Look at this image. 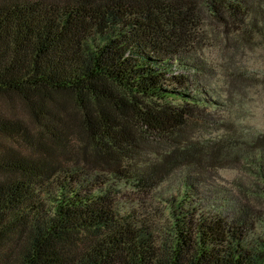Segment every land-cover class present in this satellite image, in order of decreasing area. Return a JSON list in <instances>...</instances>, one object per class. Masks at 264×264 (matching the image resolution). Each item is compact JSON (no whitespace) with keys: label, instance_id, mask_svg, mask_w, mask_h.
Segmentation results:
<instances>
[{"label":"trees","instance_id":"trees-1","mask_svg":"<svg viewBox=\"0 0 264 264\" xmlns=\"http://www.w3.org/2000/svg\"><path fill=\"white\" fill-rule=\"evenodd\" d=\"M261 1L208 7L225 26L247 24L251 41V30L264 37L252 22ZM199 10L196 0H0V96L17 97L54 139L34 152L0 143V264H264V210L203 191L212 164L241 154L264 198V133L238 146L234 133L194 138L221 103L191 46ZM59 94L85 144L64 146ZM22 130L0 116V136L17 143ZM151 142L158 153L143 159ZM172 179L174 192L157 191Z\"/></svg>","mask_w":264,"mask_h":264},{"label":"rangeland","instance_id":"rangeland-1","mask_svg":"<svg viewBox=\"0 0 264 264\" xmlns=\"http://www.w3.org/2000/svg\"><path fill=\"white\" fill-rule=\"evenodd\" d=\"M208 1L196 0L200 10L191 46L195 57L206 67L204 87L221 103L207 107L202 112L209 113L211 118L196 125L193 136L198 141L212 142L234 133L236 135L234 143L238 146L240 141H247L258 133H264V37L258 38L256 35L254 38L256 33L251 30L250 39L253 40L250 41L245 32H240V29L247 24L237 21L225 26L212 15ZM261 2L263 9L259 14L252 15V22L260 27L264 25V0ZM54 98L63 103L65 109L64 111L57 107L53 109L67 118V127L70 128V131L66 128L68 132L63 136L64 146L67 148V145H70L67 148L70 149L72 145L74 147L85 144L86 138L76 127L78 116L76 107L67 95H54ZM0 116L18 121L23 129L18 135L20 137L16 138L17 143H13L14 140L6 136H0V143L24 151L29 149L31 152H34L30 147L32 144L50 146L54 143L47 130L31 117L28 109L17 97L0 96ZM54 127L59 129L61 126L56 123L49 129L55 132ZM157 148L152 142L143 144L142 158L156 157ZM241 157L240 154L236 159L225 161L222 167L212 164L203 178L204 185L209 189L203 191L215 190L216 194H219L218 190H221L227 195H240L257 208L264 210V198L261 199L252 192L253 177L247 169L245 170ZM177 174L181 175L182 170L176 171L173 176L176 177ZM176 185V180L172 179L171 183L164 184L157 191H166V195H170L176 190ZM156 203L155 200L152 202L153 205L158 206Z\"/></svg>","mask_w":264,"mask_h":264}]
</instances>
